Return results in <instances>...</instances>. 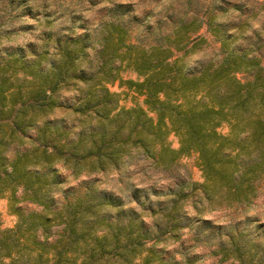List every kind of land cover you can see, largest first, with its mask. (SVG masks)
<instances>
[{"label": "trees", "instance_id": "16d2710c", "mask_svg": "<svg viewBox=\"0 0 264 264\" xmlns=\"http://www.w3.org/2000/svg\"><path fill=\"white\" fill-rule=\"evenodd\" d=\"M207 16L204 23L218 32ZM101 33L93 57L86 35H69L54 41L53 54L44 43L30 57L0 58V194L17 216L13 227L0 229V264H178L164 259L156 245L178 241L191 226L187 205L196 224L202 211L249 203L264 188V65L258 58L229 53L189 75L179 52L196 38L145 48L112 20ZM220 42L225 48L226 39ZM125 67L142 76L129 83L144 95L143 104L129 108L119 107L118 93L106 86ZM239 72L249 77L242 80ZM68 88L72 99H61ZM56 108L69 111L72 120L49 117ZM169 133L178 137V149L166 142ZM192 152L203 181L192 193L181 186L157 210H123L92 188L62 202L55 197L58 166L74 177L120 173L134 154L168 166ZM216 246L220 262L264 264V238L239 231ZM182 264H196L195 258L187 255Z\"/></svg>", "mask_w": 264, "mask_h": 264}, {"label": "rangeland", "instance_id": "374dc122", "mask_svg": "<svg viewBox=\"0 0 264 264\" xmlns=\"http://www.w3.org/2000/svg\"><path fill=\"white\" fill-rule=\"evenodd\" d=\"M207 15H212V27H218V32L204 23ZM110 20L126 29L129 41L145 48L165 44L168 39L196 38L187 44L185 53L179 52L184 54L183 68L189 75L217 65L229 53L256 57L264 65V0H0V58L11 53L30 57L31 51L41 49L44 43L53 54L54 41L58 37L64 41L69 35H86L88 52L93 57L98 51L102 28ZM182 26L188 27L186 33L177 32ZM221 37L226 39L225 48H221ZM237 77L244 80L249 74L239 72ZM141 80L135 70L125 67L119 79L106 86L118 93L119 107L129 108L143 104L144 95L129 83ZM60 93L61 99H72L75 92L68 88ZM48 116L72 120V114L61 108ZM219 130L225 133L227 126ZM166 142L174 149L179 148L174 133H169ZM15 149L13 146L7 154L13 155ZM58 167L61 180L55 196L58 202L92 188L97 198L118 201L123 210L129 207L138 211L143 207L157 210L181 186L192 193V187L203 181L195 152L178 157L168 166L156 165L142 154H134L120 173H83L74 177L70 169ZM20 206L40 209L28 203ZM186 209V223L191 226L182 230L178 241L156 245V250L168 261L182 264L185 256L190 255L196 264H226L213 254L220 238L226 240L227 235L239 231L261 241L264 238V188L249 203L202 211L196 224L190 221L195 218V211L189 205ZM16 222L17 216L9 208L6 196L0 194V229L11 228Z\"/></svg>", "mask_w": 264, "mask_h": 264}]
</instances>
